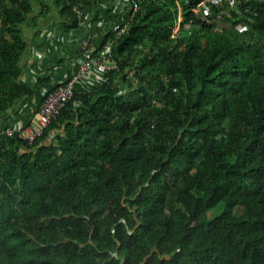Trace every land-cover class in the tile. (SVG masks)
<instances>
[{"label": "trees", "instance_id": "1", "mask_svg": "<svg viewBox=\"0 0 264 264\" xmlns=\"http://www.w3.org/2000/svg\"><path fill=\"white\" fill-rule=\"evenodd\" d=\"M97 1L0 0V112L54 90L71 7L98 25ZM176 1L140 0L117 70L40 137L0 136V264H264V56L236 52L231 28L203 33L182 2L193 27L170 39ZM51 3L68 21L38 37Z\"/></svg>", "mask_w": 264, "mask_h": 264}, {"label": "clouds", "instance_id": "2", "mask_svg": "<svg viewBox=\"0 0 264 264\" xmlns=\"http://www.w3.org/2000/svg\"><path fill=\"white\" fill-rule=\"evenodd\" d=\"M140 0H98L96 5L99 9V16L96 20L98 25H94L91 18L94 16V8L92 6H86L83 4H74L71 7L72 12L76 16V29H71L69 32H65L62 28V22L68 21L67 18L59 14V8L54 11L51 8L48 11L45 18L38 16L36 21V29H38V37L43 33L58 34V30L64 31L63 35V47L67 51L65 58H60L61 68L67 65V61L75 58H87L88 55L93 57L106 53L110 55L112 61L116 63V68L110 70L102 78L108 77V74L117 70V62L113 57V43L115 40L122 36L131 23L136 18V14L140 10ZM181 2L185 4L190 13L196 18L198 22L204 27L203 33L217 34L216 32H222L225 29L231 28L229 32H233V39L237 46L236 52H243L250 54L254 60L264 56V28L257 26L260 18L264 17V0H197L190 2V0L176 1V17L171 28L170 39L180 37L181 33H185L189 28L193 27V20H189L190 26L182 27V22L185 19L183 14V8ZM53 13V14H51ZM31 20L34 16H30ZM42 22V25L40 23ZM101 28V29H100ZM107 31V32H106ZM228 32V33H229ZM24 39L27 42V52L22 62L23 69L27 71L26 80L32 82L34 76L39 74L32 69L41 67V62L38 60L27 61L28 49L35 42L34 32L26 30L23 31ZM53 62L54 59L52 58ZM57 68V66H56ZM66 68V67H65ZM28 70H32L29 72ZM261 72V70H260ZM36 73V74H35ZM260 87L256 94L261 93ZM43 91L41 92V94ZM43 96L41 95V103ZM37 111V110H36ZM35 111V113H36ZM16 122H22L17 120ZM7 129H1V136H15V132L11 134L7 131L12 130L13 126ZM28 123V122H26ZM221 209H212L207 214L208 217L220 212Z\"/></svg>", "mask_w": 264, "mask_h": 264}, {"label": "built area", "instance_id": "3", "mask_svg": "<svg viewBox=\"0 0 264 264\" xmlns=\"http://www.w3.org/2000/svg\"><path fill=\"white\" fill-rule=\"evenodd\" d=\"M67 62L66 68H60L59 82L54 90L43 91L44 96L34 118L25 124L16 122L12 130L7 131L8 133L14 131L16 138L33 142L43 134L51 120L75 94L76 87L85 89L94 86L95 82H104L102 77L116 68V63L106 53L96 57L90 54L85 59L75 58ZM60 69L56 68L55 71Z\"/></svg>", "mask_w": 264, "mask_h": 264}, {"label": "crops", "instance_id": "4", "mask_svg": "<svg viewBox=\"0 0 264 264\" xmlns=\"http://www.w3.org/2000/svg\"><path fill=\"white\" fill-rule=\"evenodd\" d=\"M39 101L40 97L34 95L33 98L17 102L13 107H8L5 112H0V128H11L17 120L25 123L32 120Z\"/></svg>", "mask_w": 264, "mask_h": 264}, {"label": "rangeland", "instance_id": "5", "mask_svg": "<svg viewBox=\"0 0 264 264\" xmlns=\"http://www.w3.org/2000/svg\"><path fill=\"white\" fill-rule=\"evenodd\" d=\"M51 5V8L54 10V11H56V8H55V6H54V4L53 3H51L50 4ZM51 14H53V13H51ZM40 25H42V22L40 23ZM29 28L28 27H25V30L27 31ZM41 95L42 96H44V94L42 93V94H40V97H41Z\"/></svg>", "mask_w": 264, "mask_h": 264}]
</instances>
